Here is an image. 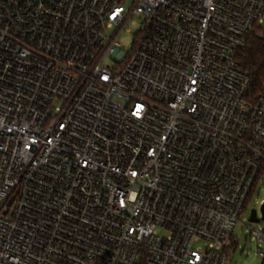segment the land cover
Listing matches in <instances>:
<instances>
[{
	"label": "built area",
	"instance_id": "obj_1",
	"mask_svg": "<svg viewBox=\"0 0 264 264\" xmlns=\"http://www.w3.org/2000/svg\"><path fill=\"white\" fill-rule=\"evenodd\" d=\"M251 35L264 0H0V264H227L264 171Z\"/></svg>",
	"mask_w": 264,
	"mask_h": 264
},
{
	"label": "rangeland",
	"instance_id": "obj_2",
	"mask_svg": "<svg viewBox=\"0 0 264 264\" xmlns=\"http://www.w3.org/2000/svg\"><path fill=\"white\" fill-rule=\"evenodd\" d=\"M140 24H129L119 37L122 47L129 51L132 48L134 35L139 31ZM264 201V171L261 172L257 182L256 189L249 201L246 211L241 215L240 222L236 226L232 244L228 249L227 264H261L263 258L260 255L264 251V243L260 242L256 236L251 234V230L264 232V220H262L261 206ZM255 210L257 213L258 223L250 222L251 212ZM162 236L166 234L160 233Z\"/></svg>",
	"mask_w": 264,
	"mask_h": 264
},
{
	"label": "trees",
	"instance_id": "obj_3",
	"mask_svg": "<svg viewBox=\"0 0 264 264\" xmlns=\"http://www.w3.org/2000/svg\"><path fill=\"white\" fill-rule=\"evenodd\" d=\"M238 58L242 69L252 80V93H259L264 85V37L251 35L248 39L247 47L239 53ZM256 186L257 184L252 190L249 201Z\"/></svg>",
	"mask_w": 264,
	"mask_h": 264
},
{
	"label": "water",
	"instance_id": "obj_4",
	"mask_svg": "<svg viewBox=\"0 0 264 264\" xmlns=\"http://www.w3.org/2000/svg\"><path fill=\"white\" fill-rule=\"evenodd\" d=\"M261 214H262V220H264V203L262 204L261 206ZM250 222L252 223H258L259 222V219L257 218V213L255 210H253L251 212V215H250ZM261 264H264V261H262Z\"/></svg>",
	"mask_w": 264,
	"mask_h": 264
}]
</instances>
